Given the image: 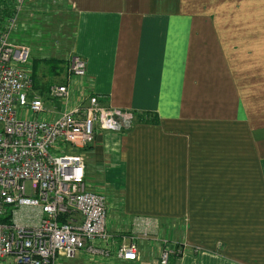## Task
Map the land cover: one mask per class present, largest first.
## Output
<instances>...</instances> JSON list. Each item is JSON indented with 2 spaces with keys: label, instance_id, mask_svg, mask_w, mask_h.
<instances>
[{
  "label": "crops",
  "instance_id": "obj_1",
  "mask_svg": "<svg viewBox=\"0 0 264 264\" xmlns=\"http://www.w3.org/2000/svg\"><path fill=\"white\" fill-rule=\"evenodd\" d=\"M40 1L27 0L19 21ZM47 1L72 17L67 53L52 58L69 105L90 95L136 119L65 149L84 156L89 190L114 194L112 208L131 218L117 233L137 243L134 262L82 264H159L160 240L184 247L168 264H264V0ZM71 56L84 78L67 80ZM42 59L32 90L45 112L34 119L51 121L63 108L46 95ZM142 219L154 222L147 236Z\"/></svg>",
  "mask_w": 264,
  "mask_h": 264
},
{
  "label": "built area",
  "instance_id": "obj_2",
  "mask_svg": "<svg viewBox=\"0 0 264 264\" xmlns=\"http://www.w3.org/2000/svg\"><path fill=\"white\" fill-rule=\"evenodd\" d=\"M27 0H0V264H60V260L138 259L135 237L117 243L106 231L107 200L89 190L85 159L66 148L84 150L95 141V128L124 133L135 124L130 111L104 108L88 96L85 106H70L68 85H51L49 100L63 110L51 121L30 119L45 112L33 93L27 64L30 49L9 41ZM67 80L85 77V63L71 56ZM19 110V117L17 110ZM144 236L153 223L139 221ZM159 241V240H158ZM164 246L159 264H168L184 247Z\"/></svg>",
  "mask_w": 264,
  "mask_h": 264
},
{
  "label": "rangeland",
  "instance_id": "obj_3",
  "mask_svg": "<svg viewBox=\"0 0 264 264\" xmlns=\"http://www.w3.org/2000/svg\"><path fill=\"white\" fill-rule=\"evenodd\" d=\"M47 3H48L47 0L40 1L36 3L29 10V12H26L23 15V19L21 20V22L18 21L17 28L13 30V33L10 35V39H9V41L13 44L25 45L30 49L31 53H30L29 62L27 64V69L30 71L31 75L33 72L34 59H42V58L48 59L50 57L53 58L58 56L59 55L58 53H61V51H64L65 54L67 53L66 50H62L64 49V47L61 48V45L64 46L66 42L69 41L67 35L69 34V30H70L69 26L71 28L72 25V17H67L66 15L60 16L59 15L61 11L60 6L56 7L54 4L51 5V2H49L48 4L50 5L47 7L46 6ZM42 64H44L45 66L44 65L38 66L39 68L38 74L46 77L47 80L46 85L48 86L47 87V91H48V88L51 85H58L56 83L58 79L57 77L56 78L54 77L53 71L49 68L52 64H45V63ZM34 66H36V63ZM34 70H36L35 67ZM62 70L63 69H61V67L59 66H57L55 69L56 73L59 76L63 75V73H61ZM53 101L54 102L52 103L54 105L58 104L59 106H62L59 101L57 100H53ZM16 110H17V116L19 117L20 109L16 108ZM34 116L36 115L31 113H28L27 115V117L30 119H34ZM145 118L148 120L152 119L151 116H145ZM0 130H1V126H0ZM127 132L116 133V134H125ZM101 193L104 194L107 200L106 231L110 235V237L117 236L120 239L121 235L117 233L120 230V226L129 227L131 218L126 215L120 214L118 211L112 208L113 203L115 202L114 194L112 192L106 189ZM155 223L158 225V221H155ZM83 260H84L83 256L80 255L73 260L61 259L60 264H71L74 263V261L76 262L74 264H79V263L82 264Z\"/></svg>",
  "mask_w": 264,
  "mask_h": 264
},
{
  "label": "trees",
  "instance_id": "obj_4",
  "mask_svg": "<svg viewBox=\"0 0 264 264\" xmlns=\"http://www.w3.org/2000/svg\"><path fill=\"white\" fill-rule=\"evenodd\" d=\"M42 63H45V64H52L49 68L53 71V73H54V71H55V69H56V67L57 66H59L60 64H61V61H57V60H55V59H52V58H44V59H42V60H40ZM54 65V66H53ZM137 118H140V121H139V123H153V124H156V120H155V118L153 117L152 118V120L149 122V121H147V120H141V118H143V116L142 115H138V116H136Z\"/></svg>",
  "mask_w": 264,
  "mask_h": 264
}]
</instances>
